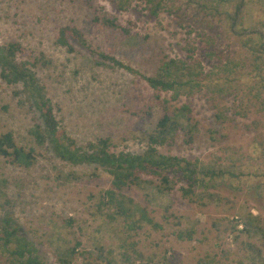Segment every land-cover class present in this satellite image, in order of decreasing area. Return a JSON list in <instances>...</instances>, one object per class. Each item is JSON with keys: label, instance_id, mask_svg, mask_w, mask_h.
I'll list each match as a JSON object with an SVG mask.
<instances>
[{"label": "rangeland", "instance_id": "374dc122", "mask_svg": "<svg viewBox=\"0 0 264 264\" xmlns=\"http://www.w3.org/2000/svg\"><path fill=\"white\" fill-rule=\"evenodd\" d=\"M173 1L171 8L152 17L142 0H132L126 10H119L113 0H0V44L19 42L26 53L22 59L32 62L42 58L44 62L38 63L34 72L52 100L61 126L78 145L110 136L118 144L115 151L141 153L143 131L151 128L161 114L142 74H153L163 55L185 59L188 50L194 49V57L206 70L211 68L206 50L214 48L224 59H238L241 67L234 76L239 75L243 81L245 92L239 91V95L244 101L255 74H264V62L255 71V53L241 41L257 33L264 39V0H250L239 12L230 6L228 18L223 13L206 16L196 2ZM212 1L202 0L208 5ZM95 10L100 16L115 18L130 30V35L96 25ZM64 26L79 29L95 54L69 34L73 51L58 44L59 29ZM208 36L213 44L207 48L204 38ZM100 52L113 55L138 73L107 67L108 61L98 64L102 62ZM21 88V84L8 86L0 78V133L12 131L19 144L30 145L28 130L38 113L29 107L25 94H14ZM239 100L233 94L220 98L203 89L173 103L177 107L190 105L193 118L199 122V135L190 145L184 144L181 135L173 147H161L159 151L198 159L204 168L236 175L227 173L225 178L215 180L216 187L197 190L200 200L184 197L179 186L164 195L147 185L124 190L134 202L148 206L161 228L145 225L132 231L122 219L112 222L96 214L95 198L90 195L107 189L111 176L95 165L63 162L51 148H38L42 155L28 169L0 158V180H5L0 182L4 192L0 197V224L16 226L33 240L45 264H57L51 233L56 235L69 218L74 219L69 226L75 232L69 240L72 244L80 240V249L91 252L79 264H108L98 258V246L111 264H154L163 258L170 264H264V240L243 232L246 226L240 216L251 213L264 220V157L254 159L252 148L255 139L264 144V110H258V103H251L247 117L241 118L234 114ZM216 103L228 108L233 120L218 124L214 118ZM149 106L152 115L143 119L127 112ZM253 121L260 122L257 129ZM213 128L219 131L216 139H211L208 132ZM68 172L76 178L66 179ZM187 228L196 229L191 240L176 237ZM0 264H9L1 252Z\"/></svg>", "mask_w": 264, "mask_h": 264}, {"label": "trees", "instance_id": "16d2710c", "mask_svg": "<svg viewBox=\"0 0 264 264\" xmlns=\"http://www.w3.org/2000/svg\"><path fill=\"white\" fill-rule=\"evenodd\" d=\"M113 1L119 10H126L127 4L132 0ZM142 1L152 17H157L159 13L174 5L173 0ZM188 1L193 4L196 2L206 16H218L223 13L228 18L231 16V13L227 11L230 6L235 7L234 10L239 12L250 0H214L209 5L202 0ZM225 6L228 8L223 10ZM93 22L103 29H120L126 36L130 35V30L121 26L115 18L100 16L97 10H95ZM68 34L82 46L90 49V45L80 30L71 26L59 29L58 44L73 51ZM204 41L207 48L213 44L209 36L204 38ZM241 41L243 46L255 53L254 70L256 71L264 62V39L257 33L248 35ZM188 51L185 59L171 58L165 54L158 61L153 74H142V79L152 90L154 102L161 109V114L154 125L142 133L143 151L134 153L122 149L115 151L118 144L114 143L110 136H99L88 141L84 146L78 145L76 140L61 126L55 113L54 104L34 72L36 65L44 62L42 58L36 57L32 62L28 58L22 59L26 53L19 42L0 44L1 80L8 86L21 84L20 91L14 92V94H25L26 101L30 103L29 107L34 108L38 113L36 122L28 130L30 145L19 144L12 131L0 133V158L10 165L28 169L33 167L37 163L38 157L42 155L38 148H51L57 158L72 166L95 165L97 168H102L111 176V181L107 189L100 191L96 196L90 195V198H95L93 205L95 213L104 215L112 222L122 219L126 223L127 229L132 231L142 229L145 225H150L154 229L161 228V225L151 216L152 211L148 209V206L137 204L123 191L130 190L134 186L144 187L147 185L157 193L164 195L171 193L173 188L179 186L178 189L181 190L184 197L190 200L198 197L200 200L197 190L207 191L209 188L216 187L215 180L225 178L227 173L230 176L236 175L234 172L213 167L204 168L198 159L191 160L159 151L161 147H173L181 135L184 144L187 145L193 143L199 135V122L193 118L190 105L184 104L177 107L173 103L178 102L181 96L192 97L205 89L216 94V97L221 98L226 94H233L237 100L240 98L234 114L241 118L247 117L251 103L252 105L258 103V110H264V99L261 98L264 93V74L259 72L255 74L248 89V97L244 101L239 95V91L240 93L245 92L242 87L244 86L243 81L239 75L234 76L237 69L241 67L238 59H234V57L224 59L223 55L214 48L206 50L204 53L209 61V66H211L209 70H206L201 60L194 57V49ZM89 52L95 54L94 50L90 49ZM98 56L102 59V62H98L100 65H106L105 62L108 61L107 67L124 68L132 74L138 73L111 54L100 52ZM220 75H223V78H218ZM211 85L215 87L214 91L210 89ZM214 100L215 98H213ZM214 108L216 109L214 118L218 124L224 125L233 120L227 114L228 108L219 106L218 103L214 105ZM127 112L143 119L144 116L152 115V106L135 111L128 109ZM259 123V121H253L252 125L256 126L254 129H257ZM208 132L211 139H216L215 135L219 134L215 128L209 129ZM221 136L225 137L224 134ZM252 148L254 159L264 157L262 142H257L255 139ZM257 151L259 154L255 155ZM91 177H94V174ZM65 178L72 180L76 177L73 173L68 172ZM0 182L5 183V180L2 179ZM1 196H4L2 187H0ZM240 216L246 226L243 232L251 238L262 237L264 240V220L251 213ZM73 221L72 218L64 220L63 226L58 227L57 234L51 233V243L57 264H79L82 258L85 259L86 255L91 254L87 250L80 249L82 246L80 240H75L73 244L69 240V235H75V232L70 229ZM63 229H65L64 235L62 234ZM195 234V228H187L184 232H178L176 237L191 240ZM96 251L99 253L97 254L99 259L111 264V260L102 255L104 249L101 246L96 247ZM0 252L7 256L9 264H45L35 242L22 234L18 227L8 226L5 223L0 224ZM109 254H112L111 250ZM172 258H174L173 255ZM154 264H170V262L163 258Z\"/></svg>", "mask_w": 264, "mask_h": 264}]
</instances>
